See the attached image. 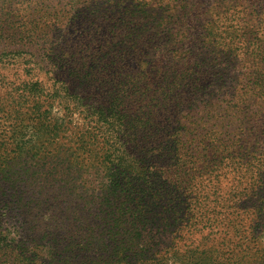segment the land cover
<instances>
[{
  "label": "trees",
  "instance_id": "trees-1",
  "mask_svg": "<svg viewBox=\"0 0 264 264\" xmlns=\"http://www.w3.org/2000/svg\"><path fill=\"white\" fill-rule=\"evenodd\" d=\"M200 3L0 0V264H264V0Z\"/></svg>",
  "mask_w": 264,
  "mask_h": 264
},
{
  "label": "rangeland",
  "instance_id": "rangeland-1",
  "mask_svg": "<svg viewBox=\"0 0 264 264\" xmlns=\"http://www.w3.org/2000/svg\"><path fill=\"white\" fill-rule=\"evenodd\" d=\"M57 1H63V0H48V2H50V5L56 4ZM203 1H208L209 5H212V1H213L215 6H218V4L221 2V0H203ZM209 5H207L205 3H200V7H199L200 16L199 17H196V15H195L197 13V11L192 12V13L187 12V11L180 12L181 17L178 18L176 21L174 33L169 32L170 34L168 36L180 37V36L185 34L184 29L186 27H188L189 32H190V31L199 30L202 27V25H203V28H206V27H209L210 25L214 24V20L216 18V15L214 14L215 10L213 9V7L211 8V6H209ZM173 21H175V19H173ZM167 28L172 29L173 26H170ZM178 28H180V31H177ZM222 28H229V24L228 23L225 25L222 24ZM168 36L165 39H168L169 38ZM162 41L164 43L168 40H161V42ZM134 65H136V64L134 63L132 66H134ZM221 65H224V67L228 73V76L226 77L228 84H227V86H221V87H233V83L235 80L238 79L240 81V79H239L240 77L236 76L235 77L236 79L233 82H231V77L235 73V71L244 70L245 67L247 69V65L243 64V61L241 60L240 57L232 58V60L227 64H225V62L222 61ZM52 111L55 112L56 114H61V111L59 110L58 106L57 107L54 106L52 108ZM72 120H73V122L70 125V129L74 126L75 123H80L78 120H76V116H74V118ZM67 127L69 128V126H67ZM70 135H72L71 131H67L66 136L70 137ZM71 138H72V140H74V137H71ZM37 144H39V143H37ZM37 171H39L37 174L38 176H40V173L44 172L42 170H37ZM61 178H62V176H61ZM69 183L74 184V183H78V181L72 180L69 178ZM62 185H63L62 181L57 182L55 184V186L59 187L58 189H62L61 188ZM35 187L37 188V187H39V185H36ZM67 205L69 206L68 211L71 214H73L74 211L78 210L79 207L81 206L80 204H75V203L74 204L69 203ZM63 206H65V205H63ZM58 207H59V205L58 206L55 205L54 208H50V209H52V210L55 209L53 212H55L56 210L58 212V210L60 209ZM50 213H51L50 211H45V212H43L42 215L48 216ZM229 217L231 218V216H229V213H227V212L224 213L223 215H221V222L219 224L217 223L218 226H217V228L214 229L213 232L208 233L207 231H205L201 235L197 232L198 230H194V231L192 230V236L191 237L189 236L188 238L184 237L183 238V244L185 243L186 245L189 244L190 246L197 247L198 249H203V248H206L207 246H211V245L216 246V244H218V241H220L223 237H225V239H227V238L232 239L233 238L232 237V231H228L227 234L221 233L222 226H224V228H225L226 222L228 221V219H230ZM238 233L239 234L244 233V235H248L247 233H249V232L245 230V226H242L239 228ZM220 236H223V237L220 239Z\"/></svg>",
  "mask_w": 264,
  "mask_h": 264
}]
</instances>
